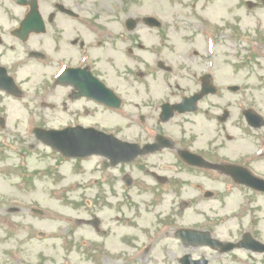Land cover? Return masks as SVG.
I'll return each instance as SVG.
<instances>
[{
	"label": "flooded vegetation",
	"instance_id": "obj_1",
	"mask_svg": "<svg viewBox=\"0 0 264 264\" xmlns=\"http://www.w3.org/2000/svg\"><path fill=\"white\" fill-rule=\"evenodd\" d=\"M15 9L23 11L18 16L14 13ZM29 9V6L0 5V121L4 125L12 113L11 102L20 98L3 86L9 84L7 76L23 91V87L28 86L30 81H24L21 77H30L31 68L36 65L31 53L38 50L43 54L38 61L39 67L44 70L39 76V82L30 88L36 91L34 97L45 110L39 114L44 126L50 120H60L65 126L99 128L96 119L102 118L105 121L107 118L103 115L114 110L118 112L113 113H120V109L126 108V114H120L121 123L114 126L113 131H106L112 132L121 140L135 141L140 146L155 141L158 134L171 142V146H164L157 152H147L132 162L115 167L104 168L109 162L98 157L96 164L91 167V180L86 183L78 182L73 186L76 194L69 200L77 214L60 218L64 227L55 230L54 234L42 236V240L62 254L83 253L87 264H182L180 259L186 254V248H200L186 247V237L182 240L176 237L181 229H186L187 197L189 204L216 201L226 205L231 201L235 202L234 196L238 195L239 210L237 215L231 217L236 220L247 219L252 214V199L262 197L264 193L236 184L230 177L215 171L188 165L180 158L179 151L188 150L214 163H233L264 178L263 132L252 131L251 137L256 136L257 139L252 144L263 148L262 154L256 156L253 152L244 150L242 143L249 139L238 135L234 123L231 124L234 131L231 136L217 134L216 127L212 126L215 133H203L205 138L201 139L197 131L186 127V119L191 114L175 113L168 118L162 116L163 104L178 103L187 94L188 86L184 85L189 81L190 75L189 54L179 56L177 59L181 61L171 71H161L163 75L168 74L171 81L158 88L156 78L150 80L158 69L153 66L152 60L148 61L138 54L151 52L156 62L170 59L173 50L157 44L158 30L154 37H151V33L143 34L141 31L132 32V36L117 33L110 37L107 33L103 42L78 45V40L66 39V34L58 28V23L50 22L51 29L47 28L43 34L50 35L49 39L29 36L24 41L15 37L12 31L18 27ZM143 35L146 37L140 42L136 37ZM77 45L78 49L75 50ZM95 49L104 50L103 60L108 68H100L98 62L102 60H95V67L91 65L95 59ZM100 56L102 58L103 55ZM127 57L133 66L126 67ZM194 66H199L197 61L192 63V67ZM137 67L139 70L135 71ZM50 68L54 70L50 72ZM66 69L83 71L58 80L64 83H57ZM205 72L207 71L202 69V73ZM209 72L211 75L219 74L218 70ZM134 73L146 80L139 81L135 86H128L125 77L135 81ZM89 77H95L109 88L113 87L109 83L110 77L113 78L118 89L113 88L121 94L119 97L116 95L120 103L118 109L107 107L96 100L94 83ZM74 82L79 83L82 91L90 93V96H80V90ZM23 97L24 92L21 98ZM247 99L252 108L251 98ZM234 102L237 105L235 108L240 109L237 101ZM241 102L245 104L244 100ZM30 103L22 102L26 117L37 115ZM165 137L160 142L161 145H166ZM80 190H86V194L79 195ZM205 190H210L212 196L206 197ZM192 191L195 193L191 194ZM181 206L185 208L180 210ZM215 227L211 222L208 227L194 229L208 230L214 235ZM230 233L229 241L239 239V234ZM253 233L257 232L254 230ZM256 238L263 241L262 238ZM213 252L216 257H222L221 253ZM230 264H233L232 260Z\"/></svg>",
	"mask_w": 264,
	"mask_h": 264
},
{
	"label": "rangeland",
	"instance_id": "obj_2",
	"mask_svg": "<svg viewBox=\"0 0 264 264\" xmlns=\"http://www.w3.org/2000/svg\"><path fill=\"white\" fill-rule=\"evenodd\" d=\"M245 1H250L248 7ZM0 2V5H10L9 3H11L9 0H0ZM55 3L74 9L80 14L79 20L102 23L112 22L113 25L111 27H117L118 24L116 22H123L127 17L155 15L160 18L164 16L166 20L171 19L176 24L177 30L172 34L175 44H181L183 39H185V28L182 22L188 16L189 18L186 20L189 22L190 47L188 48L190 53L192 54L193 50L197 49L200 55L215 56L212 58L216 60V65L220 66L221 75L216 77L220 87L236 83L239 85H250L251 90L240 91L239 96L246 97V101H248V97L251 98L255 106L264 103V52H260L259 58L254 55L253 59H247L248 63L242 62L247 49L251 50L253 47L251 41L258 40L261 46H264V2L262 0H208V2L205 0H39L40 11L46 19L51 17L52 12H56L53 7ZM191 4H195L196 8H193ZM203 4L206 6L205 8L201 6ZM237 5H239L238 8L236 7ZM75 6H78V8ZM15 13L19 14L18 12ZM62 15L55 14L53 21L60 23L59 17L64 16ZM197 16L203 20L202 24L207 29V32L212 31L215 34L217 40L215 44L207 43V39L201 35ZM66 19L72 25L68 26L69 22L65 23V27L68 26L67 32H74V28L78 27L84 33H78V45L92 38L75 21L69 18ZM161 20L164 21V19ZM179 22L181 24H178ZM225 23L226 25L239 23L242 29L235 31L237 37L233 34L231 39L228 38L230 32L222 30L224 29L222 26ZM58 28L60 29L59 26ZM48 29H51V25H49ZM248 43L251 45L249 46ZM78 45L75 50L78 49ZM177 48L180 49L182 47ZM253 48L257 49V47ZM100 51L103 55L102 58L98 54ZM229 53H238L239 57H229ZM93 56L95 59L91 62L92 66L95 65V60H102L98 62L100 68L103 70L108 68L107 63L103 60L105 58L103 49H95ZM76 60L77 57L75 58ZM234 64H238L239 68H234ZM43 70L37 64L32 66L30 71H34L31 76L32 84L35 80V83L39 82V76ZM53 70L54 68L49 69L50 72ZM230 71H232L233 77L229 76ZM191 72H195L198 75L201 72V68L192 67ZM190 78L194 79L193 77ZM197 81L198 78L189 80L190 93L197 88ZM109 83L118 89L114 85L112 77H110ZM25 87V99L31 102L30 106L36 113L45 112L39 100L34 97L36 91L29 88V85ZM220 95L223 98L217 102L215 100L212 101L220 105V110L226 109L233 95L229 90H224ZM254 96L259 97L261 102L256 103ZM208 102L205 100L201 104L202 108L194 118L195 121L191 117L186 119V127L197 129L196 131L201 135V139L205 138L202 133L204 127H198V124L204 116L203 110L210 109L206 104ZM217 104L211 103L212 106H217ZM232 108L234 109V107L229 105V117H231ZM220 110L216 114H220ZM22 113V108H14L4 132L0 129V143L2 144L0 145V264H60L62 261L60 258L62 257L61 254L55 252V249L52 251L48 249L47 244L35 234L39 231L53 232V230L62 227L61 223L57 220H50L49 216L46 218L44 216H35L30 209L36 207L43 212L51 210L54 214L56 203L63 205L65 203L64 199L73 196V184L78 182V180L88 178L87 173L90 172L94 159L85 161L78 169H73V162H59L60 160H58L59 158L54 152L41 145L35 150H29L26 146L19 149L20 146L14 141L11 142L12 140L7 142L4 139L6 137L4 134L8 131L13 135L11 137L13 140L20 139L26 133L30 134V130L34 125L32 123L36 122V120L33 119L30 123H27L22 117ZM103 116L110 118V123L101 120L100 122L104 124L101 127L112 128L115 124H120L122 120L119 118L120 114L110 113ZM62 125L63 123L60 120L49 121L50 127ZM243 126L244 122L242 121L239 127L242 128ZM226 132L231 133V128H228ZM261 132L264 133V129ZM239 133H242V131L240 130ZM120 136L124 137L125 135ZM244 136L249 139L247 147H244L245 151L256 154L259 147L252 144L253 141L257 140L256 136ZM30 140L34 141L31 137ZM19 183H22V185H18ZM207 186L210 187V185ZM62 197L64 198L62 201L55 199ZM234 198L235 202L227 203L225 206L216 201V205H214V201H202L195 205L187 204L186 227L204 228L209 225L208 222L211 220L214 225L218 226L214 228L215 233L222 238H228L231 235V231L235 232V230L241 229V233L251 230L252 235L254 234L264 241V196L254 197L251 203L252 214L247 219L238 218V220L227 216L237 215L238 213L240 197L236 195ZM186 201L188 202L189 198H186ZM9 207H19L22 210L16 213H7ZM62 210L68 215L77 214V211L71 210L70 206L62 207ZM225 217H228L230 221H222ZM254 229L257 233H253ZM27 235H32V238L28 242H24ZM190 250L186 249V253L189 252L194 257L199 253H204L208 257L212 256V258L215 256L214 253L207 249ZM64 258L69 261V264H87L86 261L82 260V254H73L69 257L66 255ZM234 258L239 260L238 264H264V255L245 251H236L232 256L225 257L220 262L222 264L225 263V260H233ZM211 264L215 263L211 261Z\"/></svg>",
	"mask_w": 264,
	"mask_h": 264
},
{
	"label": "water",
	"instance_id": "obj_3",
	"mask_svg": "<svg viewBox=\"0 0 264 264\" xmlns=\"http://www.w3.org/2000/svg\"><path fill=\"white\" fill-rule=\"evenodd\" d=\"M31 6L36 8V0H31ZM31 20L37 19V10H32ZM38 31L41 30V27H37ZM37 136L46 138L49 140L48 143L55 149L60 150L67 157H83L89 156L93 153H98L103 150L110 148V150H117V146L120 143L113 139L112 137L106 136L100 132H97L93 129L88 130H69L68 132H59V131H36ZM122 149V148H118ZM130 153V152H129ZM116 161H126L130 160L133 157H126L124 154L114 156ZM241 181L251 184V178L243 174ZM258 188H261L260 185H256ZM264 188V186H262ZM254 245H260L256 242ZM231 248V247H229ZM258 251H264V246L256 247Z\"/></svg>",
	"mask_w": 264,
	"mask_h": 264
}]
</instances>
